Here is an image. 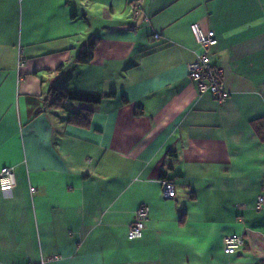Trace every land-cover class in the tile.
Returning a JSON list of instances; mask_svg holds the SVG:
<instances>
[{
    "label": "crops",
    "instance_id": "crops-1",
    "mask_svg": "<svg viewBox=\"0 0 264 264\" xmlns=\"http://www.w3.org/2000/svg\"><path fill=\"white\" fill-rule=\"evenodd\" d=\"M195 23L217 35L223 103L189 78ZM54 88L85 125L48 105ZM256 122L264 133V0H0V170L17 180L0 191V264H264ZM231 234L244 243L227 255Z\"/></svg>",
    "mask_w": 264,
    "mask_h": 264
},
{
    "label": "built area",
    "instance_id": "built-area-1",
    "mask_svg": "<svg viewBox=\"0 0 264 264\" xmlns=\"http://www.w3.org/2000/svg\"><path fill=\"white\" fill-rule=\"evenodd\" d=\"M141 8L140 4H136L135 10L138 12ZM192 34L199 46V54L196 59L189 64V78L196 83L199 93H210L219 102L223 103L227 100L229 93L222 89V71L213 66L211 63L212 53L217 46L218 38L214 31H203L199 24L191 25ZM160 38L159 34H154L153 39ZM20 68L24 66L20 62ZM163 196L165 198H174L176 190L174 182L170 179H163L161 181ZM17 186V180L12 168L4 167L0 170V191L9 192ZM34 190V189H32ZM264 199L262 196L258 198L256 209L262 208ZM149 217V208L144 205L136 211L133 223L129 227L128 239L138 240L143 236L145 225ZM244 240L242 235L231 234L223 238V251L227 255L236 254L243 246Z\"/></svg>",
    "mask_w": 264,
    "mask_h": 264
},
{
    "label": "trees",
    "instance_id": "trees-1",
    "mask_svg": "<svg viewBox=\"0 0 264 264\" xmlns=\"http://www.w3.org/2000/svg\"><path fill=\"white\" fill-rule=\"evenodd\" d=\"M95 43H91L86 49L82 51V53L78 57V62L81 64H87L89 63L93 58V52H94ZM53 94L49 106H54L57 108L64 109L65 111H69L67 107V103L72 100H77L76 98L72 97L70 91L62 89V88H54ZM103 98H115L116 94L114 92L101 95ZM83 100V99H78ZM123 102L127 103V100L123 97ZM47 104V103H46ZM90 113L87 111L79 110L77 112H68V118L67 121L69 123L75 124V125H85L89 121ZM257 132L260 134L261 139L264 140V133L262 131V128L260 125L261 122H256L255 125Z\"/></svg>",
    "mask_w": 264,
    "mask_h": 264
}]
</instances>
